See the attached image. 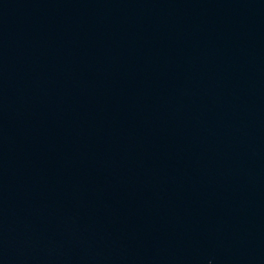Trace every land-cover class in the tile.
Listing matches in <instances>:
<instances>
[{"label": "water", "instance_id": "water-1", "mask_svg": "<svg viewBox=\"0 0 264 264\" xmlns=\"http://www.w3.org/2000/svg\"><path fill=\"white\" fill-rule=\"evenodd\" d=\"M0 264H264V0H0Z\"/></svg>", "mask_w": 264, "mask_h": 264}]
</instances>
